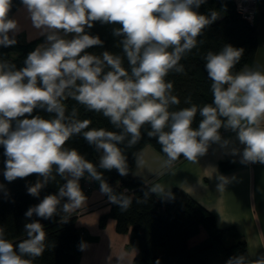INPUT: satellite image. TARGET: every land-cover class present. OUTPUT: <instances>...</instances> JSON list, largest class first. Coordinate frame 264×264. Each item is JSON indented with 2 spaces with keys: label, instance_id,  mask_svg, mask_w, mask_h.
I'll use <instances>...</instances> for the list:
<instances>
[{
  "label": "clouds",
  "instance_id": "clouds-1",
  "mask_svg": "<svg viewBox=\"0 0 264 264\" xmlns=\"http://www.w3.org/2000/svg\"><path fill=\"white\" fill-rule=\"evenodd\" d=\"M204 3L206 0H21L32 26L46 42L31 51L25 66L18 70L15 64L0 60V146L6 157L3 175L8 182L32 174L42 177L27 189L34 197L56 179L54 172L66 180L57 194L47 195L30 207L27 218L35 214L48 220L63 213L61 220L67 222L70 214L86 203L79 184L86 174L89 180L99 182L100 192L110 203L128 211L133 197L115 192L98 168L116 169L127 176L130 169L120 145L135 146L145 125L150 127L147 136L157 138L166 157L157 178L171 173L181 157L198 163L214 143L227 149L231 142L222 139V127L235 132L244 145L242 164H264V71L244 67L233 72L244 49L225 44L219 52H207L204 59L211 81V104L170 110L180 100L166 77L170 72L184 73L180 61L197 48L204 29L220 18L214 9L207 15L199 13L197 9ZM12 6L13 0H0L3 47L15 45L21 31L18 21L10 18ZM95 22L120 25L112 34L122 37L119 46L130 71L123 66L121 55L86 51L103 45L99 36L86 31ZM69 34H74L71 39ZM68 99L102 114L120 131L90 128L91 120L79 119L76 107L68 112ZM185 103H190V98ZM35 109L54 114V118L33 116ZM197 112L202 119L194 129ZM25 114L31 118H23ZM77 135L101 153L98 167L77 149L65 147ZM230 152L240 154L237 148ZM135 163L137 168L145 165L143 152L135 154ZM232 179L218 175L217 191L223 192ZM150 194L173 198L164 184L155 182L137 203H147ZM24 228L27 238L17 245L5 237L0 226V264H33L50 247L39 220L26 223ZM79 248L84 251L87 244L81 242ZM226 264H264V255L249 259L240 254Z\"/></svg>",
  "mask_w": 264,
  "mask_h": 264
},
{
  "label": "trees",
  "instance_id": "trees-1",
  "mask_svg": "<svg viewBox=\"0 0 264 264\" xmlns=\"http://www.w3.org/2000/svg\"><path fill=\"white\" fill-rule=\"evenodd\" d=\"M261 2L264 0H260ZM20 3L21 0H13L10 16ZM213 9L218 12L220 18L204 29L203 34L198 37L197 48L180 61L184 65V73L170 72L166 77V80L173 82V94L180 100L179 105H173L170 110L190 107L191 104L202 107L204 104L212 103L211 81L208 78L204 59L208 51L219 52L225 44L244 49L241 60L233 72L240 71L245 65H251L254 60L258 45L254 24L242 18L235 10L234 0H206L197 11L207 15ZM119 26L95 22L93 27L86 31L90 35L99 36L103 45L93 46L86 51L95 55L109 51L124 57L122 47L119 46L122 37H115L112 34L113 29ZM16 40L17 43L13 46H0V60L15 64L18 70L25 66L24 61L35 49L36 41L24 42L17 38ZM123 66L130 71L126 57ZM188 98L190 103H185ZM65 103L69 113L73 107H76L79 119H90V128L120 131L102 114L87 111L72 99H68ZM32 115H39L45 119L54 118V114L41 109H35ZM23 118L31 117L25 114ZM201 119L197 112L192 124L194 129L198 128ZM222 129L223 127L220 130ZM148 130H150L148 125L141 129L142 139L135 146L127 148L125 145H120L127 156L130 169L127 176H121L116 169L108 171L98 168L115 192L133 197L132 206L126 212H122L118 205L108 201L109 210L100 215L99 226L104 227L107 218L112 217L116 221L117 232H131L129 243L137 251L132 264H157V261L159 264H226L230 257L240 254L252 259L248 254L246 241L234 227L219 228L210 211L193 198L179 195L177 189L172 192L171 199H160L155 194H150L147 203H137V199H143L144 192L149 186L142 178L131 175L135 154L143 145L151 144L164 155L157 138L147 136ZM65 147L77 149L85 159L98 167L101 153L97 152L94 146L89 145L82 136H73ZM5 160L3 146H0V185L4 186L0 189V226L5 229V237L18 245L27 238L25 224L39 220L46 232V245L50 247H46L44 253L36 258L33 264H77L82 240L80 228L75 224L74 213L70 214L67 222L61 220L63 213L48 220L35 214L31 218L25 216L26 211L39 204L45 196L57 194L59 187L66 183V180L54 172L56 179L41 189L38 197H34L27 189L42 177L32 174L8 182L3 175ZM105 196L107 198V195Z\"/></svg>",
  "mask_w": 264,
  "mask_h": 264
},
{
  "label": "crops",
  "instance_id": "crops-1",
  "mask_svg": "<svg viewBox=\"0 0 264 264\" xmlns=\"http://www.w3.org/2000/svg\"><path fill=\"white\" fill-rule=\"evenodd\" d=\"M10 18L16 19L20 26L17 39L24 42L35 40V48L46 42V38L39 35L38 30L32 26L21 3ZM258 25L264 37V8L260 6L254 23L257 49L261 37ZM72 35L69 34L67 38L70 39ZM257 49L252 64L244 67L259 68ZM220 134L222 139L231 142L227 149L214 143L199 158L198 163L182 158L174 164L171 173L158 178L155 174L161 170L166 157L151 144H145L137 152H143L145 165L137 168L134 163L131 175L142 178L148 186L159 182L171 193L177 189L179 195L196 200L213 214L219 228L234 227L246 241L248 254L255 259L264 255V164H242L240 161L244 145L240 144L237 134L225 128L220 130ZM231 148L239 149L240 154L232 155ZM218 175L234 178L223 192L217 191ZM86 180H89L87 174L79 181L87 197L86 203L72 212L76 216L75 224L81 231V240L87 244L86 250L80 252L77 264H132L137 251L129 243L131 232H117L116 221L112 217L107 218L104 227L99 226L100 215L109 210V200L100 192L98 181L93 180L92 189L85 192Z\"/></svg>",
  "mask_w": 264,
  "mask_h": 264
},
{
  "label": "built area",
  "instance_id": "built-area-1",
  "mask_svg": "<svg viewBox=\"0 0 264 264\" xmlns=\"http://www.w3.org/2000/svg\"><path fill=\"white\" fill-rule=\"evenodd\" d=\"M259 3L260 0H234L235 10L251 24L256 21ZM93 185V180H86L84 182V191H89Z\"/></svg>",
  "mask_w": 264,
  "mask_h": 264
},
{
  "label": "rangeland",
  "instance_id": "rangeland-1",
  "mask_svg": "<svg viewBox=\"0 0 264 264\" xmlns=\"http://www.w3.org/2000/svg\"><path fill=\"white\" fill-rule=\"evenodd\" d=\"M259 6L261 8L262 7L264 8V2L259 3ZM258 30L260 31L261 37L259 38V46L257 49V54H258L257 61H258L259 69L264 71V37L262 36L261 28L259 25H258Z\"/></svg>",
  "mask_w": 264,
  "mask_h": 264
}]
</instances>
